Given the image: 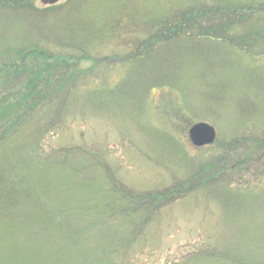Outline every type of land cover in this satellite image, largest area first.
Instances as JSON below:
<instances>
[{"label":"rangeland","instance_id":"1","mask_svg":"<svg viewBox=\"0 0 264 264\" xmlns=\"http://www.w3.org/2000/svg\"><path fill=\"white\" fill-rule=\"evenodd\" d=\"M33 1L0 11V90H50L0 150V264H264V0Z\"/></svg>","mask_w":264,"mask_h":264},{"label":"trees","instance_id":"2","mask_svg":"<svg viewBox=\"0 0 264 264\" xmlns=\"http://www.w3.org/2000/svg\"><path fill=\"white\" fill-rule=\"evenodd\" d=\"M34 4L35 2L33 0H0V11H18L20 10V8L32 9L35 8ZM56 10L58 9H55V11ZM40 43V41L34 43L28 42V45L35 46V48L31 49L30 52H39L43 55H46L48 51H46L44 48H41V51H39L41 45ZM56 58L58 59V55L56 56ZM36 59L39 60L38 57ZM7 64L9 63H6L4 60L0 59V70H2V72H4L5 68H8ZM34 79L35 78H31L29 83H35ZM38 80L39 82L37 84L33 85L31 88H26L24 90L16 91L13 85H11L13 87H5L0 90V112L3 111V113H8L7 116L1 117L0 119V150L4 148L8 143H10L14 139L16 134H18V132L21 131L23 127L27 126L31 121H33V117L47 106L46 104L48 101V96H50L48 79L43 78V80ZM8 81H13V77L8 79ZM20 91L25 92L24 94L27 95L24 101L23 99L18 100V98H15L20 93ZM40 97L41 99L39 100V102L38 99ZM35 103L37 105H35ZM37 126H43L40 119H38L37 121Z\"/></svg>","mask_w":264,"mask_h":264},{"label":"water","instance_id":"3","mask_svg":"<svg viewBox=\"0 0 264 264\" xmlns=\"http://www.w3.org/2000/svg\"><path fill=\"white\" fill-rule=\"evenodd\" d=\"M45 4L54 5L60 0H42ZM190 138L194 145L203 147L212 145L216 141L215 129L207 123H199L190 129Z\"/></svg>","mask_w":264,"mask_h":264}]
</instances>
